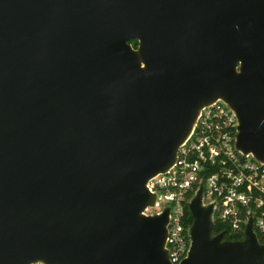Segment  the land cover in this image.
<instances>
[{
	"label": "water",
	"instance_id": "water-1",
	"mask_svg": "<svg viewBox=\"0 0 264 264\" xmlns=\"http://www.w3.org/2000/svg\"><path fill=\"white\" fill-rule=\"evenodd\" d=\"M217 100L264 163V0H0V264H172L148 180ZM188 208L180 264H264Z\"/></svg>",
	"mask_w": 264,
	"mask_h": 264
},
{
	"label": "built area",
	"instance_id": "built-area-1",
	"mask_svg": "<svg viewBox=\"0 0 264 264\" xmlns=\"http://www.w3.org/2000/svg\"><path fill=\"white\" fill-rule=\"evenodd\" d=\"M236 134V114L224 101L203 107L175 162L148 180L157 200L144 213L169 208L165 247L172 264L187 256L190 237L184 208L200 185L203 202L212 204L213 221L225 228L222 231L244 237L251 219L264 243V163L236 149Z\"/></svg>",
	"mask_w": 264,
	"mask_h": 264
},
{
	"label": "trees",
	"instance_id": "trees-1",
	"mask_svg": "<svg viewBox=\"0 0 264 264\" xmlns=\"http://www.w3.org/2000/svg\"><path fill=\"white\" fill-rule=\"evenodd\" d=\"M130 43L134 46V47H136L137 46V44H138V42H137V40H134V39H132L131 41H130ZM184 214H185V217H186V225L187 226H190L191 225V222H192V216H191V213H190V211H189V208H188V205L186 204L185 205V208H184ZM223 229H225L222 225H220L219 223H216V224H214V229H213V231H214V233H218V232H220V231H222ZM227 231V230H226ZM225 238L226 239H231V240H240V239H242L243 238V236L242 235H240V234H233V233H229L228 231L225 233Z\"/></svg>",
	"mask_w": 264,
	"mask_h": 264
}]
</instances>
